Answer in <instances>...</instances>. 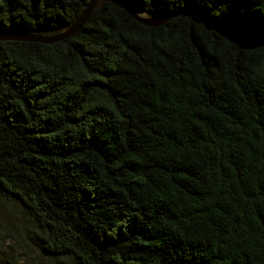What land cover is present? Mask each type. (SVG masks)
Returning <instances> with one entry per match:
<instances>
[{
	"label": "trees",
	"instance_id": "obj_1",
	"mask_svg": "<svg viewBox=\"0 0 264 264\" xmlns=\"http://www.w3.org/2000/svg\"><path fill=\"white\" fill-rule=\"evenodd\" d=\"M90 0H0L52 36ZM101 0L73 37L0 41V197L76 264H264V0Z\"/></svg>",
	"mask_w": 264,
	"mask_h": 264
},
{
	"label": "rangeland",
	"instance_id": "obj_2",
	"mask_svg": "<svg viewBox=\"0 0 264 264\" xmlns=\"http://www.w3.org/2000/svg\"><path fill=\"white\" fill-rule=\"evenodd\" d=\"M40 235L18 199L0 197V264H76L71 257L43 253L37 244Z\"/></svg>",
	"mask_w": 264,
	"mask_h": 264
},
{
	"label": "water",
	"instance_id": "obj_3",
	"mask_svg": "<svg viewBox=\"0 0 264 264\" xmlns=\"http://www.w3.org/2000/svg\"><path fill=\"white\" fill-rule=\"evenodd\" d=\"M99 1L101 0H90L89 3L86 5V7L78 16V18L69 27L63 29L62 31H60L55 35L44 36L38 34L25 33L21 31H0V41H19V42L21 41V42H39L43 44H54L61 42L65 39L71 38L75 36L82 29V27L88 22ZM107 1L114 3L119 8L125 10L132 18H134L136 21L146 26L157 27L164 24L165 22H167L169 19L173 18L176 15L187 14L195 17L204 25L208 26L209 28L221 34L222 36H225L231 41H234L240 45H252V46L258 45V44L247 43L245 41L235 39L224 33L222 30L217 28L212 23H210V21L202 17H199L198 15L193 14L189 11L188 12L183 11L177 14H172L169 16H164L159 18H148L146 16L139 14V11L135 10V8H132L125 0H107Z\"/></svg>",
	"mask_w": 264,
	"mask_h": 264
}]
</instances>
